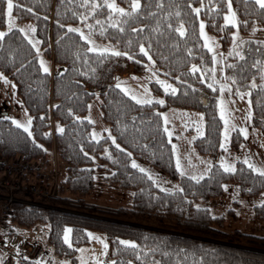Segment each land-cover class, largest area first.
I'll use <instances>...</instances> for the list:
<instances>
[{"label": "trees", "instance_id": "obj_1", "mask_svg": "<svg viewBox=\"0 0 264 264\" xmlns=\"http://www.w3.org/2000/svg\"><path fill=\"white\" fill-rule=\"evenodd\" d=\"M97 2L102 7L88 16L91 4L83 7V0H13L12 14L20 22L33 23L41 54L52 61L53 69L47 73L40 70L36 50L18 29L7 32L0 40V73L13 82L16 96L32 118L31 137L11 120L0 118V155L5 159L42 161L45 165L52 150L64 165V175L51 197L15 192L16 199L30 203L12 204L1 236L8 238L18 229L45 225L53 255L66 258L68 264H77L78 248L89 243L88 229L105 235L107 249L102 264H264V236L225 230L224 215L213 216L208 208L198 206L221 197L226 183L236 184L240 196L255 198L264 193V175L253 172L243 162L236 163L234 172H225L217 162L222 131L217 106L219 89L215 84L208 87L214 76L213 56L204 47L199 29L203 20L206 31L219 40L223 79L230 86V96L240 97L236 95L237 88L247 95L252 113L250 125L264 132V88L259 75L264 67V43L240 42L235 51L241 52L243 58L229 55L234 47V29L247 35L254 26L264 27V10L254 0H231L239 22L238 27H233L224 24L227 0H190L194 7L201 2L205 5L198 16L189 7V0H162V9L156 8V0H141L138 14L121 18L127 23L118 21L119 14L113 13L112 23L124 28L120 31V27L113 28L109 23L107 6L101 0ZM115 2L130 10L131 0ZM5 9L6 0H0L1 28ZM177 11L179 17L175 15ZM74 13H83L87 19L82 21ZM163 13L170 15L165 18ZM97 20L101 23L97 24ZM181 20L183 37L175 31ZM169 23L173 25L171 29ZM85 24L93 25L91 39L121 53L127 51L135 58L88 52L87 42L67 27L80 26L87 35ZM157 25L159 31L155 30ZM140 43L146 47L151 44L148 51L155 61L154 71L176 89L173 95L151 83L153 93L165 101L163 105L139 104L113 84L118 72L132 68L140 73L151 63L139 51ZM257 61L260 64L253 68ZM193 64L198 69L195 72L191 71ZM230 77H235V82ZM253 78L256 88H251ZM95 92L100 98L101 118L111 133V137L99 140L91 139L92 123L85 118ZM169 107L203 114L204 135L192 145L198 153L210 157L211 166L200 179L180 175L176 169L172 144L159 115ZM58 126L63 131L58 132ZM243 140L238 130L233 131L229 148H238ZM131 156L177 181L180 188L159 189L145 173L131 166ZM95 161L99 168L106 167L108 173L102 178L107 183L131 192L128 207H101L87 201L95 186ZM252 213L255 220L264 222V204L254 206ZM67 226L71 246L63 239ZM120 240L135 241L137 247L122 245ZM18 262L35 264L21 256Z\"/></svg>", "mask_w": 264, "mask_h": 264}, {"label": "rangeland", "instance_id": "obj_2", "mask_svg": "<svg viewBox=\"0 0 264 264\" xmlns=\"http://www.w3.org/2000/svg\"><path fill=\"white\" fill-rule=\"evenodd\" d=\"M101 2L105 5L104 0H101ZM9 18L13 20L11 30H19L20 28L27 29L29 25L34 26L31 21H18L11 11L10 14L5 15V24L4 27H0V31H5V33L9 32V24L7 23ZM77 27L81 28L80 26ZM255 28V32L251 30V32L247 35H243L236 29H234L233 32L237 33L235 48H237V45L240 44L241 41L253 40L264 42V27ZM204 30L206 35L209 37V43L213 46L210 53L212 54V56L215 55L217 57V63L214 65L215 72H213V75L216 81L215 85L219 89L218 99L223 101V106L226 109L225 116L229 121V136L226 144V150L220 147L217 162L220 165V162L223 159L225 162L232 163L235 166L237 162H243L244 159L247 158L249 162L254 164L256 167L264 168V132L253 129L250 125L248 112L249 110H251V108L246 94H244L243 97L240 96L239 98L234 99L230 96V86L229 88H225L223 93L220 92V84L229 85L223 79V72L220 71L221 68L223 69V54L221 51V46L219 40L216 37L208 33L206 29ZM29 36L37 40L35 32H29ZM93 41L98 47L113 48L108 44L97 42L95 40ZM40 58L45 61L46 66L49 68V72H51L53 69L52 61L46 59L41 54V51L39 53L38 61ZM148 68H150L151 71L146 70ZM146 69L140 73L135 72L132 68H128L127 70L118 72V74L114 76L113 84L117 85V82H120L122 86L129 89L132 94H135L144 99L152 97V102H158L159 99L163 98L162 96L153 93L151 83H155L162 90L163 88L152 76V73L155 72L152 63H149ZM155 76L161 80L167 81L174 87L173 83L167 78L158 75L156 72ZM145 86H147V92L145 90ZM127 96L131 98L130 95ZM162 113L165 114L164 116H162L164 127L167 128L169 132H171V135L166 132L167 138L171 142L172 148L173 145L176 146V152L174 154L175 166L178 158L182 166V170L184 173L183 175L190 178L193 175L197 176L198 179L202 178L209 170L211 166V160L208 155L198 153L192 145L193 141L196 138L202 136L198 134L197 129V125L201 122V119L202 131L204 128L203 117L201 118L200 116L201 112L169 107L164 109ZM218 115L221 118L219 107ZM2 117L8 118L9 120H11V122L13 119H15L20 121L21 123H26L28 118L30 117L26 109L22 106L20 99L16 96L14 84L9 78H7V83H5L4 80L0 79V118ZM85 118L92 123V130L90 134L92 140H99L103 137H111L108 126L103 122L101 118L100 98L97 92H95L94 96L88 103V109L85 114ZM165 119L167 120V123H165ZM224 127V121L222 120V131ZM241 127L247 129V136L242 134L244 140L241 145L238 146V148H229V142L233 131L238 130L240 132ZM93 133L96 134V136L98 137L97 139H93ZM133 160H135L140 167L147 170L143 173H145L148 177V173H151L153 179L155 180V183L153 182V179L151 180L159 189H168V191H174L180 188V185L177 181L171 180L168 176L160 172L155 167H152L149 164L142 162L137 158H134L133 156H131L130 159L131 166V162ZM47 163L49 164L50 169L55 168L57 181H59L61 176L64 175V165L58 161L55 151L51 150L49 162ZM137 169L139 170V168ZM94 171L95 186L91 194L88 195L87 201L101 207H128L132 200L131 192L129 190L121 189L117 186H113L107 183L105 179L102 178L107 175V169L106 167L99 168V163L97 161H95L94 163ZM178 172L180 175H182L180 170H178ZM262 201H264V193L260 195V197L255 198L249 196H240L236 184L226 183L224 184V192L221 197L211 199L206 203H198V206L208 208L209 212L213 216L224 215L225 220L223 228L225 230L230 231L233 229H238L244 233L264 236V222H258L257 220H255L252 213V208L256 205L261 204ZM229 211H231L230 214H228ZM66 228L70 229L69 226H67ZM86 233L87 236L88 233H91L92 238L90 239L88 236L89 243L78 248L76 254L77 264H81V258H83L84 264H97V261H100L102 264L106 250L100 240H97L95 238L99 237L107 244L104 233L98 230L91 229L86 230ZM16 235L19 239L25 240L28 244L33 242L37 243L44 251L48 252V256L53 260V264H62V262H66V264H68V260L66 258L57 259L53 255L52 249L50 248V245L48 244L46 239L47 226L37 225L36 227L30 229H18ZM81 249H83V251H80ZM18 256L15 254L12 248L6 244L5 249L0 250V264L5 259L9 260V264H19Z\"/></svg>", "mask_w": 264, "mask_h": 264}, {"label": "snow or ice", "instance_id": "obj_3", "mask_svg": "<svg viewBox=\"0 0 264 264\" xmlns=\"http://www.w3.org/2000/svg\"><path fill=\"white\" fill-rule=\"evenodd\" d=\"M104 3L107 6V8L110 10L109 14H108V18H109V23H111V26L113 28L120 27V23H112V19L111 18H112L113 13L119 14L118 17H117L118 21H120L122 23H127V20H122L121 21V18L131 17L134 14H138V10L141 9V7H142L141 0H131L130 10H127V9H125L123 7H119L115 3V0H104ZM254 3H255L256 6H258L259 9L264 10V0H254ZM89 4H91V8H89V10H88V13H87L88 16H92L93 13H95L98 8L102 7V5H100L97 2V0H83V5L82 6L86 7ZM189 7L191 8L192 12L196 13L197 16H198L199 13H200L201 8L205 7V5L203 4V2H201L199 7H194V6H192V4H191V2L189 0ZM213 7H215V5H213ZM156 8L157 9H162L163 8L162 0H156ZM227 8H228V11L224 14V24L232 25L233 27H238V23L239 22L237 20L236 13L232 9L231 0H227ZM12 9H13V0H7V7H6L5 15L10 14ZM30 10L31 9H29V11ZM149 14H151V13H149ZM74 15H79V18L82 21L87 19V16H85L83 13H74ZM163 15H164L165 18H167L170 15V13H163ZM175 15L177 17H179L180 16V12L177 11L175 13ZM7 23L9 24L8 31H11V26L13 24V20L11 18H9ZM96 23L100 24L101 21L97 20ZM244 23L247 24V21H245ZM67 27H68V30L70 32L79 33L80 40H83V41L87 42V45H88L87 51L88 52H93V53H109V52H111L113 55H116V56L123 55V56L128 57L129 59H134L135 58L134 56H132L127 51L121 53L119 50L114 49V48L96 46L94 41L91 39V33H92V29H93V25L92 24H85V27H87L89 29V33L87 35L79 27H73L72 25H68ZM172 27H173V25L171 23H169L168 24V28L171 29ZM199 29H200V36L204 39V47H206L211 52L213 46H212V44L209 43V37L205 33V30H204L205 29V23H204L203 20L200 21ZM141 30H143V29L141 28ZM155 30L156 31L160 30L159 29V25H157V28ZM19 31L24 33L25 38L28 39V41L32 45V47L34 49H36L37 56L39 57L40 49H39L38 45H39L40 42L38 40H36L35 38L29 36V32H35L36 31L35 27L32 26V25H29L27 29L20 28ZM120 31H124V28L120 27ZM132 31L135 32L136 29H132ZM175 31L177 33H179V35L181 37H183L185 35V27H184L183 20L180 21L179 26H177L175 28ZM252 31L253 32L256 31L255 26L253 27ZM103 34H104L103 33V29H101V35H103ZM5 35H6L5 31H0V40H2V38ZM236 36H237V33L233 32L232 33V38H233L234 47H233V49L229 50V55H232L234 53L237 57L243 58L241 52L235 51ZM241 43H243V41H241ZM262 43H264V42H262ZM129 44H131V41H129ZM149 48H151V44L147 45V47L145 46L144 43H140L139 44V51L141 53H143L144 56H146L151 63L154 64L155 61L153 60L152 56L149 55V51H148ZM212 61H213L214 65L217 63V57L215 55H213ZM221 63H222V61H221ZM259 64H260V62L257 61L255 64L252 65V67L253 68H257ZM39 65H40V70L42 72H44V73L49 72V68L46 66L45 61L42 58L39 59ZM233 66H235V65H233ZM146 70L151 71L150 68H148ZM197 70H198L197 66L195 64H193L192 68H191V71L195 72ZM212 71L215 72V68H213ZM220 71L223 72V69L221 68ZM259 75H260V79H261V85L260 86L262 88H264V67L260 68ZM152 76L156 79L157 83L163 88V90L166 93L171 92L173 95H175L176 89L171 84H169L165 80H161L158 77H156L155 76V72L152 73ZM202 78H203V72H202ZM0 79L4 80L5 83H7V77L4 76L3 73H0ZM229 79H232L233 82H235V77H230ZM215 83H216L215 77L213 76L210 79L209 83H208V87L209 88H213ZM250 84H251V88H256L257 87V84L255 83V78H253V80L250 82ZM116 87L117 88H121L125 92L126 95H130L131 98L133 100H135L139 104H151L152 103V99H153L152 97L144 99V98H141V97H139V96H137L135 94H132L131 91L129 89H127V88H124L120 82H117ZM225 88H229V85L220 84V92L221 93L224 92ZM145 90H146V92L148 91L147 86H145ZM249 94H250V90H249ZM236 95L243 97L244 93L241 92L240 88H237L236 89ZM158 103L163 105L165 103V101L163 99H159ZM217 106L220 108V116H221V119L224 121V125H225V127H224V129L222 131L220 147L222 149L226 150V144H227L228 136H229V121H228V119L225 116L226 109L223 106V101L218 99ZM69 111H71V109H69ZM159 115L164 116L165 114L164 113H160ZM251 115H252L251 110H249V112H248V118L249 119L251 118ZM200 116L202 118L203 114H200ZM76 119H79V117H77ZM12 123L15 124L16 126L22 128L28 134V136H30V137L32 136V132H31L32 118L31 117L28 118L26 123H21L20 121L15 120V119L12 120ZM165 123H167L166 119H165ZM201 125H202V119H201V122L197 125V129H198V134L199 135H204V133H203V131L201 129ZM57 131L61 132V131H63V129L58 126L57 127ZM164 131L167 132L169 135H171V132H169V130L167 128H165ZM240 132H241V134L247 136V129L246 128L241 127L240 128ZM45 135H47V133H45ZM97 138L98 137L96 136V134L93 133V139H97ZM112 139H113V143H115V138H112ZM116 147L119 148L120 145L117 144ZM175 152H176V146L173 145V154H175ZM129 155H131V153H129ZM243 162L245 164H247V166L253 172H259L261 175H264V168L256 167L254 164L250 163L247 158H245ZM131 163H132V166L134 168H139V170L141 172H146L147 171L146 169L140 167L136 163L135 160H133ZM220 166H221V168L224 169L225 172H234L236 170L234 164L229 163V162H225L223 159L220 162ZM176 167H177L178 170L181 171V174L183 175L184 173H183V170H182V166H181L180 160L178 158H177V161H176ZM148 175H149V179H153L151 173H148ZM191 178L193 180H197L198 179L197 176H195V175H193ZM153 182L155 183L154 179H153ZM164 190L168 191V189H164ZM261 203L264 204V201H262ZM70 231L71 230L68 229V228L64 229V242L66 244H69V246H71L70 236H69ZM88 236H89L90 239L92 238V234L91 233H88ZM95 239L100 240V242L103 244L105 250L107 249V244L103 240H101L99 237H96ZM119 243L122 244V245H125V246H130L132 248L137 247L136 242L132 241V240H120ZM80 251H83V249H81ZM93 258H95V257H93ZM37 264H41V262L38 261ZM62 264H66V262H62ZM81 264H84L83 258H81ZM97 264H101V262L97 261ZM108 264H112V262H108ZM129 264H131V261H129ZM155 264H159V262H155Z\"/></svg>", "mask_w": 264, "mask_h": 264}, {"label": "built area", "instance_id": "obj_4", "mask_svg": "<svg viewBox=\"0 0 264 264\" xmlns=\"http://www.w3.org/2000/svg\"><path fill=\"white\" fill-rule=\"evenodd\" d=\"M57 185L55 168L50 169L49 164L44 165L42 161H30L21 157L5 159L0 155V250H4L7 244L17 256L35 264L38 261L41 264H53L48 252L37 243L28 244L16 234L6 238L1 236V231L9 219L14 202L30 203L16 199L15 192L30 194L37 198H48L55 193ZM1 264H9V260L5 259Z\"/></svg>", "mask_w": 264, "mask_h": 264}, {"label": "crops", "instance_id": "obj_5", "mask_svg": "<svg viewBox=\"0 0 264 264\" xmlns=\"http://www.w3.org/2000/svg\"><path fill=\"white\" fill-rule=\"evenodd\" d=\"M248 99V98H247ZM6 118V117H5ZM8 119V118H7ZM53 156V155H52Z\"/></svg>", "mask_w": 264, "mask_h": 264}]
</instances>
